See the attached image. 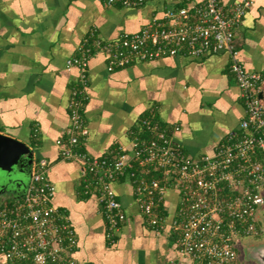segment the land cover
<instances>
[{
  "label": "crops",
  "instance_id": "obj_1",
  "mask_svg": "<svg viewBox=\"0 0 264 264\" xmlns=\"http://www.w3.org/2000/svg\"><path fill=\"white\" fill-rule=\"evenodd\" d=\"M192 1L202 0H146L132 6L104 0H0V132L26 141L33 149L32 164L49 159L57 186L54 202L67 210L78 234L75 264H196L169 223L156 228L145 221L128 176L113 182L127 217L116 241L108 243L101 204L96 194L84 192L81 162L62 158L56 143L68 137L69 101L80 76V68H68L66 61L78 54L85 35L95 29L100 37L113 38ZM238 1L221 0L226 7ZM234 43L246 68L264 69V0H251ZM230 61L228 51L201 57L179 53L109 70L107 55L95 50L84 107L89 132L81 147L98 156L119 145L131 151L132 130L154 113L187 152L215 151L229 132L239 130L245 115ZM24 179L26 186L0 190L11 196L0 206L24 194L31 174ZM177 199V191L169 188L166 206L174 209ZM0 264L36 263L0 257Z\"/></svg>",
  "mask_w": 264,
  "mask_h": 264
},
{
  "label": "built area",
  "instance_id": "obj_2",
  "mask_svg": "<svg viewBox=\"0 0 264 264\" xmlns=\"http://www.w3.org/2000/svg\"><path fill=\"white\" fill-rule=\"evenodd\" d=\"M132 6L146 0H104ZM251 0L226 7L221 0L192 1L168 8L138 30L102 38L91 29L68 57V68H80L69 101L67 139L58 137L62 158L81 162L84 192L96 194L106 218L108 243L127 213L113 182L130 177L140 211L153 227L170 224L180 248L196 264H237L244 238L260 233L264 215V69L249 70L239 58L235 32ZM94 41L93 43L91 42ZM95 50L114 70L137 61L184 53L201 57L228 51L230 70L245 101L239 130L228 133L215 151L191 154L154 113L144 115L132 130L133 149L119 145L111 153L93 155L81 147L89 129L84 107L88 98L90 58ZM176 124L174 129H179ZM51 163L41 157L32 164L24 194L0 206V257L36 264H75L78 234L66 209L54 202L57 186ZM157 174V175H156ZM178 193L174 209L166 193Z\"/></svg>",
  "mask_w": 264,
  "mask_h": 264
},
{
  "label": "water",
  "instance_id": "obj_3",
  "mask_svg": "<svg viewBox=\"0 0 264 264\" xmlns=\"http://www.w3.org/2000/svg\"><path fill=\"white\" fill-rule=\"evenodd\" d=\"M32 160L33 149L26 141L0 132V190L9 193L21 184L26 186L24 178L31 174ZM251 254L264 264V246Z\"/></svg>",
  "mask_w": 264,
  "mask_h": 264
},
{
  "label": "rangeland",
  "instance_id": "obj_4",
  "mask_svg": "<svg viewBox=\"0 0 264 264\" xmlns=\"http://www.w3.org/2000/svg\"><path fill=\"white\" fill-rule=\"evenodd\" d=\"M8 195H9L8 193H2L0 195V202H3L5 199L11 198V196ZM262 217L263 218H261V220L259 221L262 230H260V233L257 235L247 236L244 238L245 257H243L242 259H240L239 257L237 259V264H261L258 259L252 256L251 247L253 245L256 248L264 246V215Z\"/></svg>",
  "mask_w": 264,
  "mask_h": 264
},
{
  "label": "flooded vegetation",
  "instance_id": "obj_5",
  "mask_svg": "<svg viewBox=\"0 0 264 264\" xmlns=\"http://www.w3.org/2000/svg\"><path fill=\"white\" fill-rule=\"evenodd\" d=\"M255 250H256V247H254V245H253L251 247V252L253 253ZM244 254H245V246H243L242 249L240 250V256H239L240 259H242L243 257H245Z\"/></svg>",
  "mask_w": 264,
  "mask_h": 264
},
{
  "label": "trees",
  "instance_id": "obj_6",
  "mask_svg": "<svg viewBox=\"0 0 264 264\" xmlns=\"http://www.w3.org/2000/svg\"><path fill=\"white\" fill-rule=\"evenodd\" d=\"M157 175V174H156Z\"/></svg>",
  "mask_w": 264,
  "mask_h": 264
}]
</instances>
